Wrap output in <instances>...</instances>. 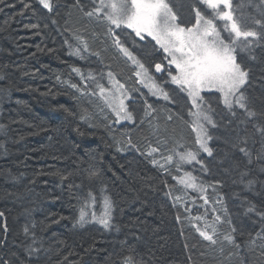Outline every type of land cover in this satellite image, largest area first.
<instances>
[{"label": "trees", "instance_id": "16d2710c", "mask_svg": "<svg viewBox=\"0 0 264 264\" xmlns=\"http://www.w3.org/2000/svg\"><path fill=\"white\" fill-rule=\"evenodd\" d=\"M170 2L179 23L187 25L190 17L193 22L195 0ZM239 2L233 0L234 6ZM74 3L53 0L51 12L39 0L0 4V212L4 213L0 217V264H28L29 245L40 248L39 259L33 256L30 264H120L130 248L142 264H264L261 241L249 244L258 228H264V216L259 215L264 213V161L256 159L264 137L254 127H264V118L249 120L241 110L231 116L220 96L206 95L214 118L220 122L214 156L207 159L202 151L197 156L207 171L196 163L194 167L193 163L177 165L174 161L164 169L152 164V157L145 154L149 143L160 147L154 154L160 163L172 150L190 148L186 146L194 141V132L178 119L179 115L186 120V110L175 105L159 109L149 118L151 124L145 120L136 127L126 121L121 128L111 127L109 109L101 105L98 94H92L98 92L97 82L111 88L107 73L125 85L131 96L126 101L129 109L140 102L157 101L137 96L126 67L132 64L114 45L107 25L84 15L93 0H80L83 11ZM244 11L255 14L251 7ZM115 30L120 43L139 54L154 71L159 60L154 49L164 58L155 42L140 40L131 29ZM82 36L93 40L90 50L83 53H88L84 63L72 61L66 52L67 45L82 43ZM253 54L255 60L248 58L247 52L239 53L238 60L243 57L250 69L246 95L250 107L259 112L264 109V46L255 47ZM168 115H172L171 121L166 120ZM156 124L168 129L162 145H157L153 134L152 125ZM237 136L247 139L246 146L253 154L250 165L233 147ZM198 149L195 143V151ZM243 171L248 175L242 180ZM185 173L204 185L209 200L205 205L201 194L194 191L195 208L225 207L236 228L232 235L239 249L222 240L210 245L196 230L178 223L180 207H170L169 193L185 189L180 182ZM249 179L254 181L250 187ZM89 192L97 196L96 212H102V195L112 200L115 226L111 231L75 228ZM250 205L253 212L247 211ZM60 217L64 219L53 223Z\"/></svg>", "mask_w": 264, "mask_h": 264}, {"label": "snow or ice", "instance_id": "6c2138e0", "mask_svg": "<svg viewBox=\"0 0 264 264\" xmlns=\"http://www.w3.org/2000/svg\"><path fill=\"white\" fill-rule=\"evenodd\" d=\"M3 3L5 0H0V4ZM39 3L49 12L52 11L53 0H39ZM197 5H202L205 11L210 10V13L205 14V11H202ZM73 6L80 7L83 11L80 0H75ZM247 7L255 9V14L244 11ZM192 12L194 14L193 22L190 25L182 26L177 23V13L173 10L169 0H93L91 9L84 11L85 16L94 17L97 21L107 25V33L114 37V45L135 66L134 75L137 77V82L147 88L151 95L170 101L169 92L150 74L149 68L128 47L120 43L115 29L122 27L131 29L140 40H144L145 36L151 37L155 41V45L162 50L164 60L167 61L166 64L155 63L153 65L155 72H165L170 80L166 79L163 83L170 82L176 85L177 89L186 93L190 100V107L187 110L189 119L184 120V117L179 115L178 119L187 124L195 133L194 139L195 143L199 145V149L183 152L172 150L170 154L162 157L164 163H160V160L154 156L161 151L160 147L149 143L145 154L152 157V164L158 165L162 169L166 164H172L175 161L177 165L195 162L201 165L203 171H207L206 166L197 159V156L199 151L212 156L213 149L208 146V142L213 138L209 134V127L216 128L218 124L214 118V109L211 103L202 93H219L224 108L231 116H236L237 110H241L249 120L255 121L258 117L264 118V109L258 112L250 107V100L246 95L247 89H245V85L249 84L250 69L246 66L243 57L238 60L239 53L243 52H247L248 58L255 60L254 48L264 46V0H240L235 6L233 0H195L192 4ZM216 21L224 23L218 27ZM223 32H226L227 35H222ZM77 39L80 38L77 37ZM82 44L83 51H87V42L82 41ZM81 51L82 49L78 47L75 49V54L81 55ZM93 55H99V53H93ZM73 71L80 73L79 68H74ZM107 76L111 88H106L97 82L95 88L98 92L93 91L92 94H98L102 98L105 106L115 116L114 123L128 121L136 124L137 119L126 104L131 96L125 85L114 79L111 72L107 73ZM72 87L80 91L76 85H72ZM155 111L156 109L151 104H147L139 123L143 124L145 120H148L151 124L149 118ZM172 119V115L166 117L168 121ZM152 126L153 134L157 137V145L164 144L168 138V129L162 130L158 124ZM254 127L264 137V127L259 124H254ZM235 139L236 143L233 144V147L238 148L239 152L247 158L246 165L252 164L253 154L246 146L247 139H242L239 136ZM129 144H131L130 140ZM256 159L264 161V145L257 153ZM179 170L177 167V171ZM261 171L264 172V167L261 168ZM93 175L98 174L93 173ZM247 175V171L241 172V179L243 180ZM180 182L185 189L190 188L199 192L205 205L209 203L208 197L204 195L205 187L197 182L196 177L185 173ZM253 183L254 181L249 179L247 186L250 187ZM101 199L103 208L101 214L97 216L94 210L97 196L89 192L86 201L80 207L75 224L83 227L85 224L96 222L105 229H110L113 226V202L107 195H102ZM176 199L179 200L180 197H176ZM216 203H220V201L217 200ZM254 210V206L251 205L247 209L248 212ZM212 212H215V208H212ZM259 215L264 216V213H259ZM3 216L4 213L0 212V217ZM60 219H64V217H60L53 223H59ZM194 219L203 220V226H197L196 230L205 241L213 246L221 242V238L217 235V223L223 221L219 215H216L211 222L201 216H196ZM229 223L231 222L229 221ZM4 230L7 231L6 226ZM24 232L25 234L29 232L27 226L24 228ZM235 232L236 228L232 227L230 233L222 236V241L239 249L240 245L236 243L235 237L232 235ZM257 239L261 241L260 246L264 248V228L255 234V238L250 240L249 244L255 245ZM35 244L36 240L33 237V245ZM219 251L224 253L223 243H221ZM39 252V247L32 245L27 247L28 264L33 256L37 260L39 259ZM21 264H25V262L21 261ZM120 264H142V262L137 261L135 250L130 248L129 252L121 258Z\"/></svg>", "mask_w": 264, "mask_h": 264}, {"label": "bare ground", "instance_id": "6f19581e", "mask_svg": "<svg viewBox=\"0 0 264 264\" xmlns=\"http://www.w3.org/2000/svg\"><path fill=\"white\" fill-rule=\"evenodd\" d=\"M103 34L105 35L104 32H103ZM115 34H116V36H118V33H117L116 30H115ZM82 37H83V41H86L87 44H88V50H90L89 45L91 46L93 44V40H89L86 36H82ZM110 37L112 39H114L113 36H110ZM78 47L82 49L81 55H76L75 54V49L78 48ZM154 51L159 55V60H158L157 63H164V64H166L167 61L164 60L163 56L160 54V51L158 49H154ZM66 52H67V57L69 59H71L72 61H75V62L78 61L80 63H84L85 62V57L88 56V55H86L88 53H85V55L83 54L85 51H83V44L81 42H79V44L71 43L69 46L67 45L66 46ZM81 56H83V58H81ZM137 58L140 59L141 62H143L147 68H149V65L144 60L141 59V57H140L139 54H137ZM126 67H127V69L129 70V72L131 74L130 77L132 78V83L134 84L135 89L137 87V96L140 99H143L145 101L148 98L151 99L152 96H151L150 91L147 88H145L143 85H141V84H139L137 82V77L134 75L135 66L134 65H128ZM149 70H150V68H149ZM156 81L158 82L157 79H156ZM158 83H162V82L159 81ZM142 104L145 105L144 109H146V105L147 104H151L153 106V108L156 109V111L154 113H157L159 109L168 108V107L175 108V105L176 106H179V104L176 103V102H174V101H172L171 104H162L161 102H153V103H150V102H147V103L140 102L138 104V107H132V108L129 109V111H132L133 114H134V116L137 119V123L135 124L136 127H139L140 125H143V124H140L139 123V119L142 117V115L144 113V111L142 112V110L140 108ZM101 105L102 106H105V104H104L103 101L101 102ZM186 106L187 107H190V104H186ZM187 107H186V120L189 119V117L187 116V109H188ZM109 112H110V115L109 116L112 119V121H110L111 127L117 128V129L118 128H121L123 126L122 124L125 123L126 121H122L120 123H114L115 116L111 112L110 109H109ZM226 117H227V115H226ZM127 123H131V122H127ZM131 124H133V123H131ZM217 124H218V127H216V128L209 127V134L213 137L208 142V146L213 149L212 156H208L207 153H205V152L202 151L203 154H204V157H206L207 159H210V158H212L214 156V151H215L214 146L217 143L216 142V140H217V131L220 128V122H219V120H217ZM189 144L190 145L186 146V147H190L187 150L195 151V139H194V141L192 140L191 142H189ZM217 145H218V143H217ZM183 151H185V150H182V149L179 150V152H183ZM192 163H193V165L195 167V162H192ZM157 168H159V167H157ZM193 194H195L194 193V190H192L190 188L189 189H184V190H179V189L175 188L173 190H170V193H169V205H170V207L172 209H173L174 206L175 207H180V209L179 208H176V209H179V211L177 213V215H179L178 223L180 225H185L188 228H191L193 230H196V227L197 226H201V227L203 226V220L197 221V220L194 219V217H196V216L205 217V218H207L209 220V222H211L216 215H219L221 217V219H222L223 222L222 223H217V235L222 240V236L224 234H228L230 232L231 228L232 227H235L233 224H230L229 223L230 219H228V214L226 212L225 207L223 205H221V207H218V210L215 208V212H212V209H210L208 211L198 210V208H195V203H193V201H192ZM176 197H180V199L177 200ZM96 207H97V205H95V209H94L95 211H97L96 210ZM173 210H175V209H173ZM96 214H97V216H99L101 213L100 212H96ZM114 219L115 218L112 217V225L113 226L110 228V231L115 226V220ZM89 227H94V228H96L98 230H101L100 228H102L103 226L100 225L99 223H96V222H91V223L85 224L83 227H81L79 225H76L75 226L76 229H79V228L85 229V228H89ZM261 229H262L261 227L258 228L257 232H260ZM184 247H185V249L186 248L187 249L189 248L188 241H186L184 243Z\"/></svg>", "mask_w": 264, "mask_h": 264}, {"label": "rangeland", "instance_id": "374dc122", "mask_svg": "<svg viewBox=\"0 0 264 264\" xmlns=\"http://www.w3.org/2000/svg\"><path fill=\"white\" fill-rule=\"evenodd\" d=\"M202 10L205 11V9H204L203 6H202ZM209 13H210V10L205 11V14H209ZM191 19L192 18L190 17V19L186 21L188 23V24L186 23L187 25H190L191 24V21H192ZM179 21H180V19L178 18L177 23H179ZM219 22L222 23V21H216L217 25H218ZM184 25L182 24V26H184ZM224 33L225 32H223L222 35L225 36ZM145 37L148 38V39H150V40H152L151 37H147V36H145ZM153 42H155V41H153ZM163 76L166 79L165 73L163 74ZM167 79L170 80L169 77ZM162 84H164V83H162ZM164 85L165 86H163V85L162 86L165 88V90H167L169 92V95H170V98H171L170 101H165L161 97L151 95L152 98H154L157 102H161L162 104H171V102L174 101V102H176V103L179 104L181 110L182 109H185L186 110V107H187L186 104H190V100L187 97L186 93L179 91V89H177L176 85L171 84L170 82L169 83H165ZM245 87H246V85H245ZM202 95H204L205 97H207L206 95H209V96H212V97L215 96L216 98H218L220 96V94L219 93H216V92H211V93L205 92V93H202ZM213 100H215V99L213 98ZM221 102H222V99H221ZM187 108H189V107H187ZM194 135H195V133H194ZM196 146H198V148H199V145L198 144H196Z\"/></svg>", "mask_w": 264, "mask_h": 264}]
</instances>
